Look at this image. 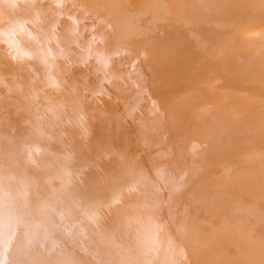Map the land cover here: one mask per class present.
Wrapping results in <instances>:
<instances>
[{
    "label": "bare ground",
    "instance_id": "6f19581e",
    "mask_svg": "<svg viewBox=\"0 0 264 264\" xmlns=\"http://www.w3.org/2000/svg\"><path fill=\"white\" fill-rule=\"evenodd\" d=\"M244 88L264 0H0V264H264Z\"/></svg>",
    "mask_w": 264,
    "mask_h": 264
},
{
    "label": "rangeland",
    "instance_id": "374dc122",
    "mask_svg": "<svg viewBox=\"0 0 264 264\" xmlns=\"http://www.w3.org/2000/svg\"><path fill=\"white\" fill-rule=\"evenodd\" d=\"M225 68L229 69L228 67H225ZM229 71H230V69L228 70V72H229ZM230 72L232 73V72H235V71H230ZM261 83L263 84V82H260V85L262 86ZM241 88L243 89V87H241ZM246 89H247V88H246ZM246 89L244 88V90H245L246 92H245V91H242L241 89H240V92H241V93L239 92L240 95L244 96L243 98H242V96H241L242 99H244V100L247 99V100L244 101V103H243L244 106H245L246 108H245L244 106H242L243 108H245V109L247 110V113H246V110L243 109V114H244V116L246 117L245 113L247 114V116H248V114L251 113V112H252L253 114H255V115H256L257 113H259V114H257V116H254L253 114H250V115H252L251 117H253V118L256 117V119L254 118V119H249V120H251V123H252L253 120H254V122H256V121L258 120V122H256V123L253 122V123H254V124H258V127H260L261 124H262V126H261L260 128H258L257 126H255V125L252 123V124L254 125V127H255V128H253V127H252V124H250L249 120L247 121V118H248V117H246V118H243V117H242V118L244 119V121L246 120V121L248 122V123L245 122V123L248 124V125H245V124H243L242 122H240V124H243V125H244V126L242 125L244 128H243L241 125L238 124V126H239V127H238V130L242 132L243 130H241V129H242V128L245 129V127H246V128L250 127V126H249V124H250V125H251V128H248V129H252V128H253V130H251V132L255 131V132H253V133L255 134L256 131H257L256 128H258V129H262V127H264V123L262 122L263 118H261V117L263 116V109H262V111H260V110H261V107L258 109V106H260L261 102L264 101V99H263L264 97H262L261 95H259L260 98H261V97H262V98H261V99H260V98L257 99V97H256L255 95H257L258 93L256 94L255 91H253V92H252V91H249V88H248L247 90H246ZM242 92H243V93H242ZM244 92H245V94H244ZM254 92H255V93H254ZM248 93H249V95H248ZM253 93H254L255 95H253ZM251 94H252L253 97L251 96ZM247 96H249V98H248ZM254 96H255V97H254ZM257 96H258V95H257ZM259 96H258V97H259ZM245 97H246V98H245ZM250 98H251V99H250ZM253 98L255 99V103H253V102H254V99H253ZM242 99H241V100H242ZM248 99H250V100H249V101H250L249 103L247 102ZM251 100H252V101H251ZM256 100H257V102L259 101L258 103H260V104H256ZM261 100H263V101H261ZM260 101H261V102H260ZM245 102H246V104H247V103H248V104L246 105ZM250 103H251V104L253 103V104L258 105V106H256V105H252L253 107L255 106V107H257V108H256L255 110H254L253 108H251V107H248V108H247V106H251ZM255 107H254V108H255ZM249 108H250L251 111L249 110ZM257 109H258V110H257ZM256 110H257V111H256ZM248 111H250V112H248ZM253 111H254L255 113H254ZM260 113H261V114H260ZM258 115H259V117H258ZM261 115H262V116H261ZM260 116H261V117H260ZM251 117H250V118H251ZM257 117H258V118H257ZM242 118H240V119H242ZM259 118H261L262 120H259ZM243 119H242V120H243ZM242 120H240V121H242ZM260 121H261V123H260ZM259 124H260V125H259ZM240 126H241V127H240ZM247 126H248V127H247ZM240 128H241V129H240ZM248 129H245V130L248 132ZM254 129H255V130H254ZM263 129H264V128H263ZM245 130H244V131H245ZM259 131H260V130H258L257 132H259ZM261 133H262V132H261ZM263 133H264V131H263ZM263 133H262V135H264ZM257 134H258V135H257ZM257 134H256V135H257L256 137H262L261 135L259 136V133H257ZM263 137H264V136H263ZM257 139H258V138H257ZM257 141H258V140H257ZM257 141H255V142H257ZM255 142H254V143H255ZM257 143H258V142H257ZM256 145H257V144H256ZM259 146L261 147L262 144H260ZM259 146H257L258 149H259ZM257 147H256L255 150H257ZM260 150H261L262 153H264V151H262L263 149H260ZM260 150H259V152H260Z\"/></svg>",
    "mask_w": 264,
    "mask_h": 264
}]
</instances>
